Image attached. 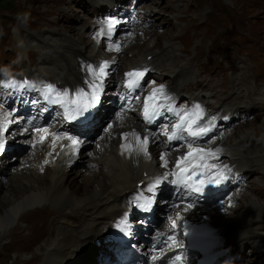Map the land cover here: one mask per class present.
Instances as JSON below:
<instances>
[{
	"label": "bare ground",
	"instance_id": "obj_1",
	"mask_svg": "<svg viewBox=\"0 0 264 264\" xmlns=\"http://www.w3.org/2000/svg\"><path fill=\"white\" fill-rule=\"evenodd\" d=\"M93 1L94 0H92L91 2ZM112 1L119 2L120 0H109L107 3L103 2L101 6L104 7V5L106 4H108L107 7L112 6L114 5ZM261 1L262 2L254 0L253 3L257 10L263 12V17L261 19V29L258 31L254 30L248 22L242 19H238L236 16L230 17L233 23L228 29L216 30L215 27L213 25H210L207 21H200L197 17L195 18L192 15H187L183 17L182 20H186L187 22H189L190 26H196L198 29L197 32L195 34H192V37L190 36V34L187 33V31L183 32L182 34L173 33L170 38L172 40H175L183 36L190 39L195 38V36L197 35L199 38L203 37L200 47L204 48L207 43L205 42V39L207 37H205L204 34L202 36L200 30L207 25H210L214 29V33H217L216 35L212 36V40L221 39L223 36L230 37V32L234 31L244 33L246 36H254L255 40L260 45L258 62L263 68L262 72L257 73L258 75L255 74V77L251 80L250 75H248L247 70L243 66H235V62L237 58H239L235 57L233 61L227 65L226 68L223 67L224 70H227L226 83L224 80L220 79L216 74L217 77L220 79V82L211 85V83H213V80H210V78H208L207 80L202 79V74L200 73L199 75H195V77L197 76V79L193 82V85H195L197 88L201 87L203 89L211 90L213 95H215L219 99L218 94L223 88L222 86H220V84L223 83V86L227 84L229 85L230 92L232 91V89L234 90L233 94L231 93V97L233 96L232 100L238 102L249 101L253 108L258 106L260 110L264 108V91L262 89V86H264V7H261L262 3L264 4V0ZM142 8H145L147 11L146 6ZM38 13L40 15V24L46 26L57 24L60 26V28L64 27V23H60V19H51V17L54 16L53 14L47 12ZM147 16L154 22L158 21L157 24L154 23L152 25L156 27H160V25L158 26V24L160 23L163 24L164 22L169 21V19L164 20V18L162 19L160 15H156L154 12V8L151 9ZM208 17L214 20L215 22H218V15L214 12L213 8H211L210 12L208 13ZM88 25L91 27L92 23H88ZM212 28H209L208 31H210ZM72 30L74 29H70L69 31ZM150 34L155 35V30L151 29L147 31H139L137 36L134 37L133 40L128 39L125 41V49H128V51H131L132 49L133 51L135 45L138 46V49L142 52L143 57H141L136 64L148 61L147 56L153 54L150 63L158 69L162 65H166V60H162L161 62H159L158 54L154 52L148 45L150 39L144 41L145 43L143 44H139L137 43L138 41L135 40L147 38V36H150ZM27 37L29 38V36ZM39 38L43 45V49H49L52 51L51 53L45 52L47 56H45L42 61L48 63L49 66H52L54 68V71H48L46 69H43L42 71L37 70L36 74L45 75L49 79L61 81L64 84H69L72 81H79L81 77L79 71V60L80 58L89 59L83 55L79 47L72 43L55 41L49 42V40H46L41 36H39ZM162 39L164 38L159 36L158 40L156 41V45H161ZM71 51L75 53V56H71ZM235 56H239V54ZM138 57L140 56L138 55ZM176 57L177 56H175V58ZM190 62L191 60L188 59L185 64H180V66L174 67L175 71L173 70L174 72L172 76L171 88L172 90L177 91L179 94H182V84L179 80L187 72L190 71V69L183 66L187 65ZM132 63L133 62H130V64ZM57 64L61 65L59 66V71L56 70L57 67L55 65ZM27 72L28 71H25L24 74ZM233 81L238 82L239 85L237 84V86L235 87L231 86L230 83H232ZM196 97L199 99L206 100L209 96L207 94L201 93L199 95L197 94ZM230 111L233 115L237 116L240 113L243 114L244 112L250 110L246 106H240V113H236L235 109H230ZM261 117H264V115H262ZM137 118L138 117L135 113H131L129 116L117 120L115 122L114 127L105 133L104 137L101 138L100 142L92 144L94 145V147H92L91 150L96 151L98 153L97 156L89 157V155L87 154H80L79 158H83L86 161L87 165L85 166V168L80 167L79 169H75L73 168V166H68L58 161L56 165L48 167L45 173L41 174L38 167L35 165L36 158L32 159L27 155L23 156L22 158H20V163L18 165H16L14 158L10 159V157H7L6 159H4L0 164V172H2L0 173V190L6 187L5 190L8 193L5 194V196L3 197V204H0V238L7 236L9 238V241L4 242L2 240L3 242L1 243V245H6L5 248H7L12 241L10 240V238H12L17 233L25 232V230H28V234L33 235L35 239L38 237L37 231L40 229H42V234L43 236H45V238L47 236L53 237L59 234L60 237L56 241H53V239H47V241L40 247V251L37 252V255H33L32 259L30 260V264H39V261H41L44 257L47 261L52 264H60L61 262L65 263L66 260L70 258V256L76 251L77 247L84 241L96 237L100 233L109 232V228L111 226L112 221H114L118 216L122 214L124 207L117 208L116 206V208L113 210H105L101 212H98L96 210V214H92V216L95 218V220L93 219L94 221L84 220V218L76 211V209L80 208L81 211L84 212L89 211L91 206L87 205V201L91 200L92 198L101 196V192L103 191L104 186L109 187L111 185H114L115 188L114 190H112L115 193V195H113V201H118L121 199L126 200L128 194L133 192L136 187V184L131 183V180L126 174L128 169V162H130L131 165H134L132 166L133 173L135 175H140V178L138 180L145 178L143 175L144 171H161L167 168L163 166V161L160 160V155L163 154V152L165 151H161L159 147H157V149L155 150V158L152 161H144L140 158L128 160L127 158L118 153L117 150L121 149V145H127L124 142V137L122 136L123 133L138 132V134L140 135L143 134L142 129L139 127L140 124L138 123ZM244 128L245 127H242V130ZM146 134L150 137L151 144H153L155 142V136L151 133ZM246 139L247 138L244 137L241 140L243 145L246 144ZM177 154V151L166 153L168 159L170 160L176 159L178 156ZM263 157L264 156H262V158ZM229 160H231L233 163H236L238 168L240 167V165H243L242 160L239 158L231 156ZM249 161L251 162L250 159ZM11 169H13V171L16 169L15 173H13ZM244 172L246 173V171ZM249 172H247V175L253 174ZM3 177H6L7 181L3 180ZM252 187L255 188V193L257 195L262 196L263 191L259 186L252 185ZM32 188L34 189V192L30 193L29 191L30 189L32 190ZM41 201H44L47 204L51 203L61 207H72L69 210L71 212L67 214L66 217H64V220L58 222L59 227L57 226L55 229H50L48 233L46 232L48 229L46 226V221L49 217V214L55 216L61 215L68 212V210L66 208L56 210L46 205H36V203ZM230 201L231 200L225 202L222 205L217 206H203L201 207V209L199 207L200 211H198L194 215L202 221H225V227H227L229 231L233 229V226L235 224L239 225L238 231L235 232V236L227 237V239L222 242V246L230 249L235 253L239 254L240 250H243L246 244H251L252 247H255V249H260L261 247H263L264 206H262L263 208L261 207V212L256 215L252 223V234L250 237L248 227L251 222L250 218L254 215V213H256L255 210L251 207H249L248 210L246 208L244 209L243 205H238V208H233L234 206L232 207V203ZM250 201L251 198L248 197L245 202L249 203ZM116 204L117 203H114L113 206H115ZM11 205H14V207ZM246 207H248V205ZM22 210H25V212L23 214H20ZM230 210H232V213L229 212ZM206 212H209V214L211 215H205L204 213ZM31 214H35V216L33 217H36L38 215V220H40V223L38 224L39 226H37L35 220H27V215L31 216ZM240 214L242 215V217L240 216ZM172 215L173 219H176V212L172 213ZM172 215L169 214V216ZM18 217L19 219H22L24 222H26L25 230H14L15 228L18 229L17 226L19 224H17L12 229L14 231L11 230L9 232L16 233L11 235H9V233L7 234L6 229H8L11 224L18 220ZM188 217H191V215ZM238 218H241V220H237ZM163 220L165 221V219ZM77 223L81 224L77 225ZM79 227H81L80 230H77V228ZM165 229L169 234L176 233V228L173 229L171 224H169V221L166 224ZM26 241H29V239H26Z\"/></svg>",
	"mask_w": 264,
	"mask_h": 264
},
{
	"label": "rangeland",
	"instance_id": "obj_2",
	"mask_svg": "<svg viewBox=\"0 0 264 264\" xmlns=\"http://www.w3.org/2000/svg\"><path fill=\"white\" fill-rule=\"evenodd\" d=\"M26 1L30 2L31 0H13V3L11 5H8V6L4 7V8H1L0 9V21H2V19H4V18H1V16L7 18V20H9V19L11 20V22L9 23L6 19H4L6 21V23L4 25L6 26L7 32L9 31L10 27L15 24V25H19L20 27H22L23 29H25L26 34L30 32V33L35 34V35H39V34L40 35H44V37H45L46 34H45L44 31H46V29H43L45 26H40L37 23V20H38V16L37 15L38 14L36 12H30L29 9H25V8L22 7V5L24 4V2H26ZM89 1L91 2L92 0H89ZM108 1L109 0H103L104 3H107ZM125 1H127V0H125ZM143 1L146 2V3L145 4L142 3L143 4L142 7H145V6L147 7V14L151 11V9L154 8V12H155L156 15H160V17H162V19L164 18V20L169 19V21L164 22L163 24H161V23L158 24V26L160 25V27L151 26L149 28V30H151V29L152 30H155V35L156 34H160V35H158V37L160 36V37H163V38H169L170 39L173 33H181L182 34L183 32H186V31L192 37V34H195L197 32V30H198L197 27L196 26H190L189 25V22H187L186 20H185L186 21L185 24L183 22H181V23H174L170 18H168L167 14L170 13V12H175V11L184 12L185 13V16H187V15L188 16H191L192 15L195 18L196 17L199 18L200 21H207L208 22V21L211 20V21H213V26L215 27L216 30H219V29H228L230 27V24L228 23V20L226 18L227 15L230 16V17L231 16H236L238 19H242V20L248 22L253 27V29L256 30V31L260 30L261 29V25H262L261 19L263 17V12L260 11V10H257L255 8V6L253 4L254 3V0H230L231 1V4L230 5L227 4L226 2H223L222 0H213V2H212L213 7L212 8H213L214 12L218 15V19H217L218 22H215L214 20H212V19H210L208 17V13L210 12L211 9H210V7L208 5H204L202 7L200 5V0H198V5H199L200 9L202 10V13L201 14H198L197 16H194L193 15L194 12L196 11V8H197V6H196V0H150V1L149 0H143ZM147 1H149V2H147ZM257 1L258 2H262L261 0H257ZM34 2H35V9H36L37 12H47V13L53 14L54 16L51 17L52 20H56L57 18L58 19H60V18L63 19V21L65 23H67L68 25H72V26L76 27V29H74L73 31H75V30L78 29V24H81L86 16H89L88 9H86V8H83L80 11H78V9H80V7L82 5L81 4V0H68V1L67 0H34ZM159 2H161V3H159ZM117 3L118 2H113L114 5H116ZM191 4H192V6H191ZM204 4H206V3H204ZM261 7H264V4L263 3L261 5ZM101 8H103V7L101 6ZM157 11H159L160 13L157 12ZM186 11H189V12H186ZM58 12H59V15L57 16ZM81 14H84V16H81ZM175 14H178V13L170 14V16L176 22L177 21V17L174 16ZM206 16H207V18L205 20H202ZM182 18H181V20H182ZM61 19H60V23H63V22H61ZM157 22L158 21H155V22L152 21V25L154 23L157 24ZM88 23H93V22H92V20H89L86 24H84V26H87V29L90 31V28L91 27L88 25ZM150 24H151V22H150ZM64 27H67V26L64 25ZM51 28H55V26H53ZM209 28H212V27L210 25H207V26L203 27V29L200 30L201 35L203 36V34H204V36L207 37L205 39V42H207V43H206V46L204 48H201L200 47V44H201V42L203 40V37L202 38L201 37L199 38L197 35L195 36V38H190V39H198V43L196 44V42H193V45L191 47H189V51L183 50L184 49L183 43L180 42V41H178L179 39H182L181 37H183V36L175 39L177 41H172V44L174 45V47L177 50L173 46H171V45H168L167 48L171 47V51L173 52V54H175V50H176V53L178 54L177 61H184V60H187V58H189V57H191V58H189L190 60L193 58L192 61H191V63H190V65L193 64L194 59L197 57V56H195V54L197 52V54H198V56H199V58L201 60V64H204V62L202 61V58L211 56L213 54V51L215 50L214 48H209V46H208L209 45L208 44V40H210V43L211 42L212 43L219 42V44H223V51L220 52V54L223 55L227 59V63H225L223 65L224 68H226L227 65L229 63H231L235 57H239V58H237V60L235 62V66H243L247 70L248 75H250V79L251 80L255 77V74L263 71V68H262L261 64L258 62V60H259V52H260V45L255 40V37L254 36H247V37H248V39L253 44H255L256 49L258 51L257 54H254L253 56H248V57L247 56H242V55L235 56L237 54L231 56L230 55V52L228 50V48L230 47V42L227 41L229 39V37L223 36L221 39L212 40L211 39L212 36L216 35L217 33H214V29L213 28L210 31H208ZM192 29H194L195 32ZM20 31H21V33H23L22 30H20ZM26 38H27V41L29 39V45H30V47H32V48H36L37 47V45H38L37 38L36 39L34 37H32V38L26 37ZM183 38H185L186 40H190V39H188L186 37H183ZM147 39H150L149 42H152V41L155 40V38L152 36V34H150V36L148 35L147 38L138 39V40L135 39V40L138 41L137 43L143 44V43H145L144 41H146ZM151 39H153V40H151ZM222 39H223V41H222ZM39 44L42 47L41 49H43V45L41 43V40L39 41ZM88 44H93V41L88 42L87 45ZM195 44H196V46H195ZM157 46L159 48H162L163 47L162 46V43H161V45H157ZM84 48L86 50V46ZM124 48H125V46H124ZM150 48L154 52H156L158 54L159 62H161L162 60H166V64H167V59H165V58H163L161 56L162 51H157V50H155L152 47H150ZM79 49L81 50V52L83 53V55L86 56L87 58L91 59L93 57V54H92V56H87L86 54H84L83 49H81L80 47H79ZM134 49H135V51H134ZM0 51H1L0 63H2V64H9V65H16V68H20L22 66H27V62L23 59V57L21 55H19V54H13V53H10V52H7V53L6 52H3V49H0ZM72 52L73 51L70 52L71 56H75V53L74 52L72 53ZM134 52H136V56L134 55ZM137 54L140 57H138ZM123 55H125L124 56V60L125 61L133 62L132 64L129 63L130 66L135 65L138 62V60H140V58L143 57V54L138 49V46L137 45H135V48H133V51H132V49H131V51H128V49H126V53L124 52ZM46 56H47V54H46ZM175 56H177V55H175ZM134 57H137L136 58V61L135 60L131 61L132 59H134ZM152 57H153V54H152ZM126 58H128V59H126ZM38 62H39V59H38ZM126 64H128V63H126ZM55 66L57 67L56 70L59 71V69H60L59 66H61V65L57 64ZM175 66H180V63L179 62H176V64L174 66H172L170 69L171 70H174L175 69L174 68ZM185 66H183V67H185ZM188 69H190V68H188ZM251 70H254V75H251L249 73ZM25 71H28V70L27 69H23L22 72L24 73ZM200 73L202 74L201 75V78L202 79L207 80L208 78H210V80H213V83H211V85L220 82V79L217 77L216 74L213 75V74L206 73V69H205L204 66L202 67V71L199 72L196 75H199ZM226 73H227V70H225V73L223 74V77H222V80H224L225 83H226ZM209 75H213V76H209ZM167 77H169V75H167L166 78ZM196 79H197V76L194 78V81ZM192 84H194V83H192ZM237 84L239 85V83L238 82H235V81H233L232 83H230V85L231 86H234V87L237 86ZM193 86H195V85H193ZM220 86H222L223 88L219 92L218 97H219V99L221 101H223V105H224V104H226V102H228V99L231 97V93L233 94V91L234 90L232 89V91L230 92L229 85H227V84H225L223 86V83H221ZM227 93H228V95H227ZM197 94L199 95V94H201V92H199ZM247 103H248V105H246V107L249 110H251L253 108V106L251 105V103L249 101H247ZM220 108H222V106ZM233 109H235V112L236 113H240L239 112L240 106H237V107H235ZM233 109H231V110H233ZM262 111H264V108H262ZM241 114L242 113H240L239 115L241 116ZM262 115H264V113L258 115L259 118H264V117H261ZM242 122H244V121H241L240 123H242ZM257 122L258 121H254L253 124L249 123L248 125L243 126V127H245L243 130H242V127H241L239 130H237V132L232 133V135H234L235 137H237L240 134H246V135L249 134L247 132H254L255 131L256 133H258V130L255 129V127H254V124H256ZM232 135L224 143L227 148H228V145H229L228 142L231 139H234L235 138ZM248 137H250V136L247 135L245 138L248 139ZM217 142H220V141H217ZM252 143L255 144L256 147L258 146V145H256L255 140L252 139V134H251V143L250 144H252ZM246 146H248V145H246ZM246 146L244 147V149L246 148ZM92 147H94V145L89 146V150L90 151L84 150L80 154L81 155L82 154H87L88 155L89 152H90L91 155L89 154L90 155L89 157L97 156L98 153L96 151H94V150H91ZM260 147L263 148V146H260ZM246 149L249 150L248 147ZM261 151H258V152L260 153ZM228 152L229 151L227 150L226 153H228ZM24 156H26V155H24ZM262 156H264V154L258 156V159L264 162V157L262 158ZM230 157L231 156L228 155L227 156V159L229 160ZM250 160H251V162L249 161V164H248V166H249L248 172L250 171L249 173H257L260 178H264V171L261 170L260 165L257 164L255 162V160H253V159H250ZM14 161H15L16 165H18L20 163V158L18 160H14ZM86 165L87 164H86L85 159L81 158V160L77 161V165L75 167H73V168H75V169H79L80 167L81 168L82 167L85 168ZM132 166H134V165H132ZM243 166L244 165H240L239 168H243L244 169ZM11 171L13 173H15L16 169L14 171H13V169H11ZM0 173H2V172H0ZM251 178L250 179H251L252 185H257V186H259L257 183L260 184L264 180V179L256 178V181H255L253 176ZM3 180L7 181L6 177H3ZM111 186H113V187L110 188L109 190H114V188H115L114 185H111ZM259 187L263 191V194H262V196H259V195L258 196L259 197H263L264 196V187L263 186H259ZM5 188L6 187H4V188H2L0 190V204H3V202H4L3 197L5 196V194L8 193L5 190ZM107 188H108L107 186H104V189L101 192V195L107 190ZM249 189H250V187H249ZM29 192L30 193L34 192V189L33 188H32V190L30 189ZM111 192L112 193H108V194L115 195V193L113 191H111ZM113 195H111V198H114ZM249 195H252L253 198H256V196L254 194H252L251 189L248 190V191H246L244 197H247ZM120 201L122 202V205L121 206H120V203L118 201H114V202H117V204L115 205V206H117V208H123V204H124L125 200L124 199H121ZM257 201L258 202H261V203H264V200H257ZM230 202L232 204L233 203H236L235 200H232ZM237 202H238V200H237ZM249 203H246L245 200H243V198H242L241 199V202L239 203V205H243L244 206V209L246 208L247 210H248L249 207H251L252 209L255 210L256 213H257V209H259V211L261 212V210L263 208L262 206H264V204H263V205L258 206L257 208L254 207L255 204L257 205V202L254 199L252 201V198H251V201ZM41 205H46V206H49L50 207V205H48L46 202H44V204H40L39 206H41ZM247 205H248V207H246ZM11 206L14 207V205H11ZM118 206H120V207H118ZM205 206H210V205H205ZM237 206L238 205H236L235 207H233V205H232L233 208H236ZM13 207H11V208H13ZM50 208H52V207H50ZM52 209H56V208H52ZM200 209H201V207H200ZM200 209H199V207L190 208V209H188V211L186 209H183L181 211L182 212L181 214H183V215L190 214L191 217H194L195 216L194 214H196L198 211H200ZM221 209H223V208H221ZM56 210H59V209H56ZM76 211L86 221H91V220L94 221L95 220V218L92 216V214L93 215L96 214V210H93V211H90L89 210V211L84 212V211H81L80 208H77ZM231 211L232 210H230L229 212L232 213ZM24 212H25V210H22L20 212V214L21 213L23 214ZM70 212L71 211L68 210V212H66L64 214H61V215H56V216L49 214V217H48V219L46 221V226L48 228L46 232L48 233L50 231V229H55L58 226V222H60L61 220H64V217H66L67 214H69ZM183 212H185V213H183ZM209 212L208 213L206 212L204 214L205 215H211V214H209ZM260 212H258V213H260ZM256 213H254L255 216L253 215L250 218L251 219V222H250V225L248 227V232L250 234V237H251V234H252V232H251L252 223H253L256 215H258V213L257 214ZM235 214H237V213H235ZM28 216L29 215H27V220H29V221L35 220L36 218L38 219V215L36 217H33V216H35V214H31V216H29V218H28ZM240 216L242 217L241 214H240ZM233 218H236V217H233ZM18 219H19V217H18ZM19 220L20 221H23L22 219H19ZM237 220H241V218H238ZM160 223L165 227L166 224L168 223V221H166V220L164 221L163 219L160 218ZM80 224L81 223H77V225H80ZM11 226H14V224H11L8 227V229L11 228ZM37 226H39V225H37ZM14 227H12L9 231H6L7 234ZM17 227H18V229L15 228L14 230H20V231H24L25 230V226H22L20 224ZM80 228L81 227L77 228V230H80ZM14 230H12V231H14ZM14 233H16V232L9 233V235L14 234ZM37 236L38 237L43 236L42 229H40V230L37 231ZM56 236H58V237H54L53 238L51 236H47L44 239V243L47 241V239H50L51 240L53 238V240H55V239H57V238L60 237L59 234H57ZM6 238L8 240L5 241ZM2 240L4 242H7V241H9V238L7 236L0 238V242L1 243L3 242ZM1 243H0V264H30V262H31L30 260L32 259L33 256L30 259L22 260V261H19L17 259L18 256L21 255V252H17L13 256V261L12 262H9L10 261V260H8L9 254L5 251L6 245H1ZM23 244H24V242L21 241V246ZM26 247H28V246H26ZM26 247H23L19 251L23 250ZM38 251H39L38 250V247L35 246L33 248L32 254L35 252L34 254L37 255V252ZM256 251L257 250H255V248H251L250 245H246L245 248H244V255H245L244 257H246L248 259H244L242 261L243 262H247L249 264H264V260H263L264 258L263 259L262 258H260V259L258 258L257 259V256L254 257ZM27 254L30 255V253H27ZM21 256L23 258H27V256H25V254H22ZM47 263L48 264H52L49 261ZM47 263H45V264H47ZM39 264H41V263H39ZM60 264H64V263L61 262Z\"/></svg>",
	"mask_w": 264,
	"mask_h": 264
},
{
	"label": "snow or ice",
	"instance_id": "obj_3",
	"mask_svg": "<svg viewBox=\"0 0 264 264\" xmlns=\"http://www.w3.org/2000/svg\"><path fill=\"white\" fill-rule=\"evenodd\" d=\"M107 25V33H104L101 30L98 35H107L111 39L113 29L118 23L115 19H109L104 21ZM114 47L117 52L120 51V45L114 44L110 45ZM109 67V61H103L98 64L95 68L91 64L84 66V72L89 75V79L85 80L86 88L79 87L74 91H69L68 89L59 90L53 84H44L40 91L43 93V99L47 101L49 105H59L63 109L61 114L68 120H77L82 118L87 120L91 115V110L96 108L101 100V92L103 90V80L104 77L108 75L106 69ZM148 71L147 68L143 70L137 68L130 70L125 73L127 77L126 85L128 89H133L139 85L140 80L144 77L145 73ZM16 82L11 81L9 86H15ZM28 85V82L25 81L24 84L19 85L24 87ZM29 87H37L36 85H28ZM171 97L165 93V88L163 85L159 87H153L148 93L147 97L143 103V115L146 120H153L156 116L160 115V109L167 108V110L173 113L176 117V123L172 124L171 130L166 126L163 129V135L167 137L169 142L174 140L188 141L187 142V151L184 155L178 157L175 160V168L171 173H165L162 179H167L168 175L175 177L171 181L172 184L183 186V189L187 190L189 196L193 193L202 194L205 187L209 185H219L223 181L228 179V176L225 175L226 166L219 167L217 164H209L208 161L211 158L217 157L220 149L212 150L211 148H194L193 144L201 140L203 137L208 136L210 132L215 128V117H212L206 123L201 124V121L204 119V111L199 104L194 105L190 109H181L174 107L171 101ZM139 100V97H137ZM45 111L48 109L45 108ZM8 113H5L3 116V121L0 122V136L3 132L7 130V126L11 121L7 119ZM117 119H123L122 113H117ZM35 117L32 120H28L29 125L33 124ZM112 124H108L106 131L111 130ZM28 128L24 129V132H28ZM37 133H45L52 136L53 147H55L56 141L61 139H67L71 141V146L78 150L82 141L73 138L72 136H57L56 133H48L47 128H35ZM128 133H125V138L128 136ZM136 139L137 150L148 153V138L145 136L143 140L132 133ZM46 136L42 135L40 140L43 141ZM184 145H181L183 147ZM125 150H131V145H121ZM5 144L2 139H0V152H4ZM160 160L163 161V166L167 167L168 161L164 154L160 155ZM47 163V161H45ZM161 180L157 179L156 184H160ZM151 201H148L146 204L139 205L142 208L149 207ZM231 206V205H229ZM191 207V205H189ZM179 216V213H177ZM171 220V226L173 229L176 228V221ZM187 234V233H185ZM158 238L164 236V233H158ZM168 240L172 242V245L175 247H182L174 237L169 236ZM151 260L153 264H181L182 256L176 255L173 258H170L167 254L161 252L159 255H152Z\"/></svg>",
	"mask_w": 264,
	"mask_h": 264
}]
</instances>
